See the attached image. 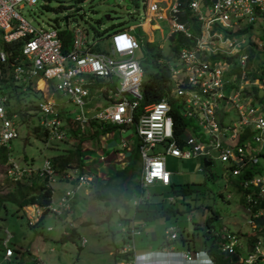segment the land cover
Here are the masks:
<instances>
[{
	"label": "built area",
	"instance_id": "built-area-1",
	"mask_svg": "<svg viewBox=\"0 0 264 264\" xmlns=\"http://www.w3.org/2000/svg\"><path fill=\"white\" fill-rule=\"evenodd\" d=\"M35 2L0 0V145L8 150L7 141L17 135L16 114L7 109V91L11 85L21 83L32 86L42 96L36 106L41 114L38 125L46 139L65 137L61 120L53 110L54 89L77 105L78 111L70 118L76 125L82 127L90 118L132 125L142 160V186L155 181L168 183L165 154L182 158L202 155L211 161L216 157L226 163L231 176L239 177L244 188L246 222L256 233L245 254L240 255L236 253L240 238L224 230L219 250L224 255H236L241 264H264V63L256 62L259 56L264 59V40L258 37L260 33L264 36V0H146L144 19L136 25L140 27L137 34L128 31L134 28L132 25L116 27L96 38L89 37L79 25H33L15 8ZM152 18L166 19L168 35L180 34L187 40L177 41L176 63H166L168 78L163 93L140 105L142 66L134 50ZM121 38L128 47L121 46ZM251 48L253 54L247 50ZM254 55H258L257 60L249 66L247 62ZM235 78L237 85L225 93L229 80L235 83ZM38 80L42 81L40 86ZM170 98L191 120L181 135L173 132ZM91 99L95 105L87 116L84 105ZM231 108L233 117L226 112ZM3 166L4 175L12 181L33 173L49 187L57 176L73 177L71 172L57 171L48 157L33 167L30 161L21 164L7 152ZM77 179L80 183L87 177L78 174ZM72 193V189L65 188L56 203L45 207L58 216L69 208ZM40 211L41 207L35 206L30 216ZM128 227L132 233V225ZM2 232V255L10 260L12 234L6 227ZM166 232L175 236L171 227ZM84 240L81 237V244ZM131 246L127 243L121 252ZM123 262L214 264L202 250L187 249L131 253Z\"/></svg>",
	"mask_w": 264,
	"mask_h": 264
},
{
	"label": "rangeland",
	"instance_id": "rangeland-1",
	"mask_svg": "<svg viewBox=\"0 0 264 264\" xmlns=\"http://www.w3.org/2000/svg\"><path fill=\"white\" fill-rule=\"evenodd\" d=\"M145 1L36 0L31 5L24 3L21 7L15 6V8L30 23L44 28L50 25L65 26L63 16L67 14V27L79 25L87 30L89 37L96 38L104 36L118 26L134 25V28L128 31L131 34L139 32L140 27L136 25L138 21L142 22L144 19ZM105 14H108V17H105ZM152 22L157 23L159 28L152 29L150 33L143 32V36L150 37L151 40L140 44L134 50V57L142 66V80L148 72L159 67L166 68V60L171 64L176 63L174 44L178 36L174 35L172 39L168 37L169 27L166 19L152 18L149 23ZM144 24L147 26L146 21ZM247 35L248 32L244 37ZM258 37L264 40L262 33ZM113 81L116 84L117 81L115 79ZM224 92H227L226 89ZM51 96L56 109L64 112L62 117H73L78 111L77 105L69 101L67 96L58 90L54 89ZM41 98L40 92L26 84L15 83L7 91V109L8 112L16 114L17 124V135L7 141L8 153L21 164L24 160L30 161L33 167L39 165L44 157L51 158L52 155L65 152L77 143L80 144L79 138L81 137L92 140L95 138L89 129L80 132L68 118H64V127L67 131L65 137L62 140L46 139L41 132L42 128L38 125L41 114L36 103ZM226 112L233 117L232 108ZM72 131L75 133L73 134ZM132 135V131L125 135L131 153L122 157V160L128 163L124 169L118 168L117 174H111L105 180L98 178L103 177L106 172L94 161L84 162L82 168L76 167L73 170V174L78 175L80 172L85 175L89 174L93 180L80 182V186L74 188L76 195L74 210L72 208L73 214L65 220H59L48 212L36 224L31 219L29 225L25 215L19 210L16 211L10 200L6 199V194L14 181L4 175L3 162H0V197L6 203L0 212V235L5 226L11 234H15L16 240H12L13 235H11L10 244L15 241L16 246L19 245L22 250H31L34 254L33 260L29 261L28 253L25 252L24 259L21 260L22 264L125 263L119 251L125 243L122 242V238L128 240V235L123 230L127 226L124 217L130 218L131 216L136 225L140 224V233L134 235L136 250L154 246L156 241L161 239L163 230L168 225H173L177 231L182 230L184 234L188 232L189 237L192 236L193 241L198 244L202 232L207 227L204 218L213 211L218 217H209L210 227L215 231L223 229L233 231L239 234L244 242V234H249L251 228L246 222V212L238 203L232 177L224 161L215 157L211 164L204 168L198 156L179 158L165 155V165L170 171V180L176 190H172L170 185L154 183L140 191L136 186L140 163H136L138 158L135 156V139ZM103 142L101 140L102 144ZM72 165L75 164L71 163L70 166ZM32 176L34 175H28L20 181L29 182ZM123 179L128 187L126 193L121 192L120 189ZM77 182V176L66 183H59L55 180L52 183L54 186L51 195L52 202L56 201L63 187L73 188ZM186 183L190 190L182 194L186 202H180L179 199L183 193L180 187H185ZM83 188H88L87 192H84ZM147 192L148 200L161 199L164 206L177 207L180 211L165 216L150 215L151 210H147L149 216L143 217L144 210H134L132 199L143 198ZM174 193L177 195L170 202L168 196ZM227 194L230 196L227 197ZM150 204L153 207V203ZM187 213L192 216L190 220L185 217ZM195 222H199V225ZM69 226H75L74 237H67L62 241L58 239L61 234H67ZM151 231L155 232L156 238L150 236ZM81 237H85L82 245H80Z\"/></svg>",
	"mask_w": 264,
	"mask_h": 264
},
{
	"label": "crops",
	"instance_id": "crops-1",
	"mask_svg": "<svg viewBox=\"0 0 264 264\" xmlns=\"http://www.w3.org/2000/svg\"><path fill=\"white\" fill-rule=\"evenodd\" d=\"M156 25H158V24L155 23V22H152V24L150 26H148V29H146V30H148L147 33H150L152 28L154 26H156ZM118 27H123V26H118ZM146 28H147V26H146ZM137 33L138 32H135V34H137ZM175 35L178 36L177 40L175 41V44H174V46H175V56H176L177 41H180V42L183 43L187 39L184 38L180 34H175ZM168 37L170 39H172L174 37V35L173 36L172 35H168ZM150 40H151L150 37L146 38V37L143 36V40L140 42V44H145L147 41H150ZM247 50H248V52L250 54H253V52H254V50L252 48L250 50L249 49H247ZM263 51H264V48H263ZM257 56L258 55H254V57H252L250 60H248L247 63H248L249 66L251 65V63L254 60L255 61L257 60ZM261 56H262V54H261ZM259 58H261V59L257 60L256 62H257V64L260 63L262 65L264 63V59L262 57H260V56H259ZM166 61H168V60H166ZM235 79H236L235 83H233L232 80H229L228 84L226 85L227 86L226 90L231 89V87L237 85V81L238 80H237V78H235ZM256 95H257V93H256ZM52 99H53V97H52ZM53 101H54V99H53ZM91 101H93V102H91ZM94 105H95V100L94 99L89 100L84 105V109H86L85 113H86L87 116H90ZM53 110L56 112L57 116L60 118V120H61L60 122L62 123L61 126L64 128L65 135H66L67 131H66V128L64 127V122H65L64 118H68L70 120L71 117H68V116L62 117L64 112H62L61 110L59 111L58 109H56L55 102L53 104ZM187 119H189V118H187ZM72 123L75 125L76 129H78L80 132H83L85 130L87 131L89 129L92 132V134H94L95 138H94V140L87 139V138H82V137L79 138V140H80V144L78 143V145L80 146L79 158L81 160V163L77 164V165H72V166L67 165V166H65V167H63L61 169H59V168H57V166L53 165L56 168L57 171L62 170V171L71 172L73 177H74V176H77V175L73 174V170L76 167L77 168H82V164L84 162L94 161V163L97 162L99 164V166H101L104 169V171L106 172L103 177L100 176L98 178H101L102 180H105V178H109V176L111 174H114L115 171L118 170V168L119 169H124L125 166L128 163V161L124 162L122 160V157H124L125 155H129L131 153V151L129 149V144L125 140V135L128 134V133L130 134V131H132V133H133L132 136L135 139V147H134L135 156L138 158L136 163H138V164L140 163L139 164V166H140V168H139V177H138V180L136 181L137 182L136 186H137L138 190L143 191L145 187L151 186L154 183H160V185H170V184L173 185V183H171V180H170V171H169V181H168V183H161V182L155 181L152 184H149V185H146V186H142L140 184V171H141V166H142V160H141V157H140V155L138 153L137 137L135 135L134 127L132 125H118V124H114V123H111V122H108V121H106V122L99 121V120H96L94 118L88 119V121H86V123L82 127L80 125H76V123H74V122H72ZM190 123H191V120L189 119V124ZM189 124H187V125H189ZM121 129H123V130H121ZM178 135H181V133H179ZM85 139H87V140H85ZM101 140L104 141L103 144L101 143ZM122 141L124 142V145H122ZM165 155H171V154H165ZM165 155H164V161H165ZM171 156L178 157V156H174V155H171ZM195 156L200 157V159L202 161L201 166H203L204 168L208 167L211 164V162H212L211 160H209L208 158H206V157H204L202 155H195ZM190 157H192V156H190ZM179 158H182V157H179ZM187 158H189V157H187ZM203 159L209 160L210 163L204 164ZM165 167H166V165H165ZM79 174H82V173L80 172ZM31 175H36V174L32 173ZM83 175H85V174H83ZM85 176L87 177V179L83 180L82 182H87V181H92L93 180L92 176H90L89 174H86ZM73 177L72 178H68V177L57 176V180L56 181H59V183H66L67 181H71L73 179ZM231 177H232V183H233V186H234V190H235V192L237 193V196H238V198H237L238 203L243 208V194H242V192H244V188L240 185V182L238 180L239 179L238 176H231ZM81 183H76L73 186V188L72 187H63L62 190L58 194V197H59L60 194L62 193V191L65 188H70V189L73 190V193H72L71 197L68 198L69 208L65 209L62 212V213L65 214L66 218L67 217L69 218L70 215L73 214L72 208L74 210L75 195H76V191H74V188L80 186ZM122 184H127V183L123 182ZM50 188H52V191H51V195H52V192L54 190L53 184H52V187H50ZM83 189H84L83 190L84 192H87L88 188H83ZM120 189H121V192L126 193L127 190H128V187L126 185V187L123 188V185H122ZM51 195L49 197L50 198L49 203L54 204V203L57 202L58 197H57L55 202H52ZM147 196H149L148 192L146 193V195L143 198L139 197L137 200L132 199V203L134 204V210H137L136 207H135L137 202H143L144 200H148ZM226 196L229 197L230 195L227 194ZM171 198H172V195H169L168 199H171ZM6 199H9V198L7 197ZM4 204H6L5 201L0 197V212H1L2 207L4 206ZM11 204H12V206L15 207L16 211L19 210L22 214L25 215L26 221L28 219H32L33 221H35L34 224H36V222L38 220H41L42 217L46 213H48V212L52 213L50 210H46L45 209L46 205H39L37 202L26 203V204L21 205L20 207H17L16 203H14V202H11ZM35 206H40L41 207V211H40V213L38 215L33 214L32 216H30V213H32V209ZM42 206H44V207L42 208ZM148 206L151 207V205H148ZM44 209L46 211H44ZM141 210H144V209H141ZM143 212L145 214V210ZM62 213L59 214L58 216L55 215L54 213H52V215H54L59 220H63L62 217H61ZM146 216H149V215H146ZM146 216L143 215V217H146ZM211 216L212 217H218V215L213 216V212H212L209 216L204 218V221L206 219H209V217H211ZM185 217L188 220H190L192 218V216L190 214H188V213L186 214ZM124 219L126 221L127 226L123 230L125 231V234L128 235L127 236L128 240H126V238H122V242H125V243H123V245L120 247V251L119 252H121L122 248L125 247L127 243H130L132 246H131V248L126 249L125 251L131 252V253L155 252V250H168V249H172V250H176V251L186 250V249L189 250V251L202 250L203 252L207 253L213 259V263H215V261H214V257H213L212 254H216V255L220 254L221 256L222 255L223 256H227L226 257L227 259H225V260H228V264H241L240 262L237 261L236 255L229 256V255H224L223 253L220 252V250H219V241L221 240V233L224 230H226V229H223L222 231L213 230L210 227V225H209V220H208L207 227L202 232V237L199 239V243L198 244H196V242L193 241V237L192 236L189 237L188 232H185V234H184L182 230L177 231L173 225H168V226H166L164 228L163 235H162L161 239L156 241V244L154 246H151L150 248L136 250L135 249V245H134V235L140 233V230H139L140 224L137 223V225H136L134 223V220H133L132 216L130 218L124 217ZM195 223H196V225H199V222H195ZM34 224H31V225H34ZM130 225H132V227H133L132 228V233H131L130 228L128 227ZM170 227L173 228V230L175 232V236L174 237L168 236V233L166 232V229H168ZM226 231H229V230H226ZM231 232H233V231H231ZM254 232L255 231L250 230L249 234H247V235L244 234V236H245L244 242H242V240L239 239V246L236 248L237 249V252H236L237 254H240V255H244L245 254V252L247 251V248L249 247L250 240L256 238V233H254ZM233 233H235V232H233ZM12 235H13L11 237V238H13L12 240H16L14 238L15 234H12ZM2 236H3V232L0 235V242H1ZM150 236L152 238H156L155 232L151 231L150 232ZM237 236L239 238H241L239 234H237ZM13 242L14 243L10 244V246L13 248V253L11 255L10 260H6V259L3 258V255H2L3 254V246L0 243V264H22L21 260L24 259L23 258V254L25 252L28 253L27 258L29 259V261L33 260V255L34 254L31 253L30 249L22 250L19 245L16 246L17 244L15 243V241H13ZM82 244L80 242V245H82ZM210 245H211V247H210Z\"/></svg>",
	"mask_w": 264,
	"mask_h": 264
},
{
	"label": "trees",
	"instance_id": "trees-1",
	"mask_svg": "<svg viewBox=\"0 0 264 264\" xmlns=\"http://www.w3.org/2000/svg\"><path fill=\"white\" fill-rule=\"evenodd\" d=\"M65 37L68 38V33L65 34ZM167 75H168L167 70L166 68L163 67H159L154 71L148 72L145 79L142 80V85H141L142 100L140 105L160 97V95L163 93L165 89L164 87L167 84L166 83L168 78ZM169 100L171 104L170 112L173 117V132L175 135H178L179 133H182L183 130H185L187 124H189V119H187L185 116L181 114L179 109L172 102L173 98H170ZM41 132L44 134V130H41ZM72 133L74 134L75 132L72 131ZM7 152H8L7 148L4 145H0V162H3L6 159ZM79 155H80V146L77 143L73 148H69L65 152L52 155L50 160L54 166H57V168L61 169L67 165H70L71 163H74L75 165L80 164L81 160L79 158ZM115 174H117V171H115L114 175ZM36 175L32 176L29 182L14 181L10 190H8L6 197H8L11 202L16 203L17 207L32 202H37L39 205H47L49 203L50 201L49 197L51 195L52 190L49 186L45 185L44 179H42L39 175L37 176ZM122 181L124 182V179ZM122 185L123 188L126 187V184H122ZM185 185H186L185 187L183 186L180 187V189L183 191L179 199L180 202H186L182 194L190 190L188 183H186ZM170 187L172 190L174 191L176 190L174 189L172 184H170ZM176 195L177 194L174 193L172 195V198L169 199V201L170 202L173 201ZM151 202L153 203V207L148 206ZM135 207L136 209H144L145 216L149 215L147 213V210H151L150 215L161 214L166 216L170 214H175L176 212L180 211L177 207H171L170 205L164 206L163 201L161 199L154 201L144 200L143 202H137ZM45 209L48 210L47 208ZM45 209L44 211H46ZM216 215H217L216 212L213 211V216ZM61 217L63 220L66 219L64 213H62ZM205 221L207 222L208 225V219H206ZM38 222H40V220H38L36 223ZM67 230H68L67 234H61L58 239L62 241L65 240L67 237L73 238L76 233L75 227L69 226ZM120 254L123 260L128 259L131 256V252H127V251L120 252ZM212 255L215 261L214 264H228V260H225L227 259L226 258L227 256H223V255L221 256L220 254L217 255L212 254Z\"/></svg>",
	"mask_w": 264,
	"mask_h": 264
},
{
	"label": "water",
	"instance_id": "water-1",
	"mask_svg": "<svg viewBox=\"0 0 264 264\" xmlns=\"http://www.w3.org/2000/svg\"><path fill=\"white\" fill-rule=\"evenodd\" d=\"M76 9H77V8H76ZM105 17H108V14H105ZM63 18H64V22L67 23V14H65V15L63 16ZM203 162H204V164H208V163H210L209 160H205V159H203Z\"/></svg>",
	"mask_w": 264,
	"mask_h": 264
},
{
	"label": "snow or ice",
	"instance_id": "snow-or-ice-1",
	"mask_svg": "<svg viewBox=\"0 0 264 264\" xmlns=\"http://www.w3.org/2000/svg\"><path fill=\"white\" fill-rule=\"evenodd\" d=\"M121 40H122V44H121L122 47H128L129 46L126 40H124L123 38H121ZM153 174L158 175L159 173L154 172Z\"/></svg>",
	"mask_w": 264,
	"mask_h": 264
},
{
	"label": "bare ground",
	"instance_id": "bare-ground-1",
	"mask_svg": "<svg viewBox=\"0 0 264 264\" xmlns=\"http://www.w3.org/2000/svg\"><path fill=\"white\" fill-rule=\"evenodd\" d=\"M41 82H42L41 80H38V85H39V86L41 85Z\"/></svg>",
	"mask_w": 264,
	"mask_h": 264
}]
</instances>
